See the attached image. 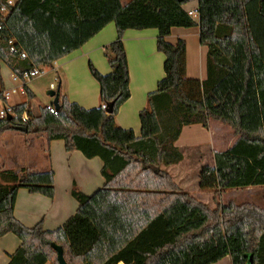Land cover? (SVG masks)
<instances>
[{
  "label": "trees",
  "instance_id": "16d2710c",
  "mask_svg": "<svg viewBox=\"0 0 264 264\" xmlns=\"http://www.w3.org/2000/svg\"><path fill=\"white\" fill-rule=\"evenodd\" d=\"M192 1L0 0V67L6 64L24 83L109 24L117 30L105 48L111 73L89 64L101 107L85 109L60 90L57 113L45 106L34 115L29 103L36 96L25 85L28 102L11 108L10 120L8 111L0 119V139L26 128L21 133L43 135L48 145L62 140L68 153L100 158L105 179L92 195L74 185L79 207L62 227L27 228L14 215L19 190L53 199L55 173H16L0 160V239L14 234L21 241L8 264H59L53 244L68 264H215L228 256L233 264H264V207L217 199L226 190L264 187V0H198L199 24L184 9ZM196 26L208 48L204 81L187 76L186 41L167 40L173 28ZM148 29L158 31L165 78L148 95L137 137L116 125L131 97L124 36ZM211 119L238 137L214 153L215 167L200 168L199 188L216 192L214 208L183 191L167 171L185 158L176 146L183 129H208Z\"/></svg>",
  "mask_w": 264,
  "mask_h": 264
},
{
  "label": "crops",
  "instance_id": "0c3cea01",
  "mask_svg": "<svg viewBox=\"0 0 264 264\" xmlns=\"http://www.w3.org/2000/svg\"><path fill=\"white\" fill-rule=\"evenodd\" d=\"M18 1L10 0V4L15 5ZM184 9L187 12H197L198 0L186 4ZM195 21L199 24V15H196ZM116 37V26L111 23L79 50L58 60L50 67L40 69L41 75L37 76H44L46 73L54 74L59 81L58 84L61 85L63 96L85 109L99 108L103 105L100 87L90 73L89 64L92 63L104 75L111 73V67L105 57V48L115 41ZM157 38L156 29L128 30L124 36L131 97L120 108L116 116V125L122 129H132L137 137L141 135L139 114L147 107L148 95L156 91L158 83L165 78V56L157 49ZM179 39L185 40L187 44V76L201 81L206 80L208 48L200 43L199 26L173 28L171 35L167 38L168 42L176 44ZM0 72L2 78V74H7L6 76L10 74L9 78L13 82L19 80L4 63H1ZM25 85L37 96L31 84L24 83L22 89ZM49 85L50 88L54 85L53 80ZM15 90L18 94V90ZM5 93L8 92L2 87L0 97H4ZM10 95L11 93L9 99L4 98L7 109L28 102V96H26L21 104H11ZM48 97L50 98L49 107L53 104V98L49 95ZM30 108L34 115H38L33 112L31 105ZM4 112L5 110L1 118L5 117ZM237 140L238 137L232 128L213 119L209 121L208 129L201 125L185 127L176 142V146L184 152L185 158L183 162L169 167L167 171L183 191L205 202L207 197L203 195L205 190L199 188L200 168L206 165L215 167L214 153L230 149ZM197 153L199 157L196 156ZM0 160L5 169L16 173H20L23 169L37 172L53 170L55 173L53 199L40 194H31L26 189L19 190L14 215L27 228H33L42 223L46 231L57 230L75 215L79 207L72 196L74 185L87 195L94 194L105 185V179L101 174L103 161L100 158L87 159L79 151L68 153L62 140L52 141L48 145L43 135H26L21 132L4 134L0 139ZM194 168L197 170H193ZM256 188L259 187L245 189L251 192ZM235 190L244 191V189ZM20 246L21 241L14 234L1 238L0 264H8L9 257ZM215 264H233V262L228 256Z\"/></svg>",
  "mask_w": 264,
  "mask_h": 264
},
{
  "label": "rangeland",
  "instance_id": "374dc122",
  "mask_svg": "<svg viewBox=\"0 0 264 264\" xmlns=\"http://www.w3.org/2000/svg\"><path fill=\"white\" fill-rule=\"evenodd\" d=\"M124 5H126L130 0H121ZM3 78L1 76L0 72V89L2 91L5 89L9 94L11 93L10 97V103H16L21 104L24 99H26V92L23 87L24 82L22 80H17L16 82H13V80L9 76H6L7 74H2ZM55 78V79H54ZM53 80L54 87L58 88V80L56 79L54 74H45L44 76H35L32 80H26L25 82L28 84H31V87L35 90L37 93V96L34 100H32L29 104L32 106V110L34 113L38 114L40 107L48 106L50 103V98L47 95L48 91H51L53 89L50 88V82ZM17 89L18 94H13V90ZM5 103L4 100L0 97V118L2 117V113L5 110ZM197 157L198 153L196 154ZM199 160L202 159L199 158ZM204 164V163H203ZM193 170H197L194 168ZM79 189V188H78ZM199 189V188H198ZM80 190V189H79ZM200 190V189H199ZM215 193V194H214ZM214 194V197H213ZM203 195H206V199L204 200L206 204L209 206H212V208L216 207L215 197L216 192L214 191H204ZM217 199L221 203H227L230 201H234L238 204L243 203H254L259 205L260 207H264V187H259L254 190H251V192H248L246 189L243 190H226L222 195H218ZM215 202V203H214ZM48 264V263H47Z\"/></svg>",
  "mask_w": 264,
  "mask_h": 264
},
{
  "label": "water",
  "instance_id": "95a60500",
  "mask_svg": "<svg viewBox=\"0 0 264 264\" xmlns=\"http://www.w3.org/2000/svg\"><path fill=\"white\" fill-rule=\"evenodd\" d=\"M61 90V85L58 86V88L56 90H51L48 92V95L53 98V105L54 107L59 110L60 109V104H59V91ZM112 104L110 105H107L106 107V110L108 113H111V110H112ZM6 118L8 120H10L12 118V115L10 114H7L6 115ZM19 131L21 132H27V129L26 128H19ZM53 249L56 251L57 253V260H58V263L59 264H68L65 260V257H64V251H63V248L62 247H59L55 244L52 245Z\"/></svg>",
  "mask_w": 264,
  "mask_h": 264
},
{
  "label": "built area",
  "instance_id": "2783aa9c",
  "mask_svg": "<svg viewBox=\"0 0 264 264\" xmlns=\"http://www.w3.org/2000/svg\"><path fill=\"white\" fill-rule=\"evenodd\" d=\"M189 15L195 19L196 18V15H198V12L196 11H189L188 12ZM37 75H41V71L40 70H37L34 74L32 75H26V80H30L32 79L33 77L37 76ZM51 89L53 90H56V88L54 87V85L51 86ZM13 94H17V91L14 89L13 90ZM4 98L7 100L9 99V94L8 93H5L4 94ZM49 109L51 110L52 113H57V109L54 107V106H49ZM5 111H8V113L10 114L11 113V109H7L5 108ZM5 113V112H4ZM5 115V114H4ZM24 120H27V117L24 116Z\"/></svg>",
  "mask_w": 264,
  "mask_h": 264
}]
</instances>
